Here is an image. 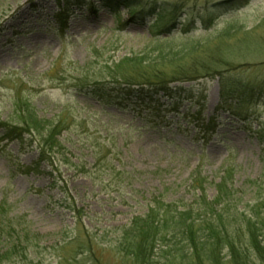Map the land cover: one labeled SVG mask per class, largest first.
Instances as JSON below:
<instances>
[{
	"label": "rangeland",
	"instance_id": "1",
	"mask_svg": "<svg viewBox=\"0 0 264 264\" xmlns=\"http://www.w3.org/2000/svg\"><path fill=\"white\" fill-rule=\"evenodd\" d=\"M155 1H182L178 24L163 30L152 14L133 19L124 7L135 0L113 1L116 10L102 0H0V124L15 123L17 103L50 125L62 123L59 142L46 153L52 164L37 161L40 132L0 142V255L14 252L11 263L139 264L118 247L131 221L155 210V199L197 213L199 194L191 187L204 181L205 201L227 215L244 264H264L251 244L253 230L264 252V99L235 118L217 109V79H205L198 81L206 90L203 108L184 104L180 114L156 115L104 109L74 89L81 67L101 81L116 65L126 69L119 65L126 58L168 61L176 54L183 69L224 58L264 79V0H144L146 13ZM186 110H200L197 123ZM210 119V130L197 127ZM36 161L37 173L28 172ZM227 176L228 197L214 203L215 186ZM162 245L147 264H197L179 251L170 261L159 253ZM220 248L219 264H234ZM206 252L201 264H212Z\"/></svg>",
	"mask_w": 264,
	"mask_h": 264
},
{
	"label": "trees",
	"instance_id": "2",
	"mask_svg": "<svg viewBox=\"0 0 264 264\" xmlns=\"http://www.w3.org/2000/svg\"><path fill=\"white\" fill-rule=\"evenodd\" d=\"M102 1L104 7L113 10L117 9L112 3L118 0ZM135 1L136 6L125 5L126 7H124V9L132 11L133 19H143L152 14L154 23L163 30H168L171 24L177 23L181 13H183L184 5L181 4L182 1L167 5L163 3L162 6H159V3L155 1L154 4L157 8L153 7V12L151 13L145 12L144 0ZM240 1L242 0H236V3ZM227 3L228 1L218 2L217 4L211 3L209 6L216 8L220 4ZM118 4L123 5L126 3ZM209 6L205 8L207 13L212 8ZM178 57V54H176L169 57L168 61L165 59H157V61L155 59L153 62L140 58H126L119 65H128L129 67L126 66V69L120 70V67L116 65V68H114L116 71H111V74L107 73L101 81L89 80L83 72V67H81L78 69L79 72L77 71L78 76L74 78L75 85L73 86L80 94L96 100L104 109L114 107L123 111L130 110L131 112L145 110L156 115L162 112L180 114L179 109L184 104L196 105L199 109L203 108L202 104H204L206 99V90L205 86L198 81L205 79H217L219 89L217 109L230 113L235 118H239L244 113L242 111L243 106H249L264 99V79L256 81L250 78L245 70H237L244 65L233 67L231 62L220 58L217 63H213L217 67L209 63H198L190 69H183L178 65ZM136 62H139V65L142 62H145V64L136 69L137 67L133 66V64L137 65ZM119 71L124 72L119 73ZM243 73L244 77L241 76ZM183 85L190 86L184 88ZM25 104H16L19 109L17 110L18 117L14 124H0V132L2 134L0 142L22 139L23 137L33 139L34 134L40 132V136L45 141H43L44 145L42 146H40L38 141L36 142L39 154L37 161L52 164L55 160L53 157L47 156L46 153L48 148L55 147V143L59 142L57 137L61 135L62 123L50 125V121L38 119L34 109L29 104H26L25 108ZM162 106L163 108L166 106V108L160 109ZM184 113L183 116L192 119L191 121L195 123L198 122L200 110H195L191 115H188L189 111L187 112V110ZM212 122L213 120L210 119L206 124L202 122L197 127H203L205 131H208L210 128L208 129L207 127ZM61 140H64L63 137L60 138V143ZM37 161L26 168L28 172L37 173ZM228 179L229 176L222 177L220 183L215 186L217 194L213 199L214 203L227 199L229 192L227 188L231 186V183L229 184L227 181ZM203 183L192 184L191 187L199 194L197 200L194 201L198 208L197 213L194 214L187 205L181 207L178 205V207L171 202L161 203L155 199L152 201L153 207L156 206L155 210L149 211L150 213H154V211L156 213L149 215L150 213L148 212L149 214L147 213L144 218L132 220L129 228L124 230L122 240L118 243L119 250L122 253L126 252L124 253L126 257L132 256L135 258L139 264H147L157 249V244L163 243L164 245L162 246L166 248V251L161 249L159 253H165V257H171L170 261H173L176 256L174 251H179L184 253V257H190L197 264H201L204 258L202 251L205 250L207 251L205 254L208 255L206 261L212 262V264H219V253L222 249L220 247L224 246L227 249L226 256L230 258L231 263L242 264L243 262L244 264V258L246 257L229 238L226 226L228 224L226 222L227 215L215 212L213 204L205 201V183ZM3 210L5 211L4 207L0 208V215H6V212L2 214ZM9 226L11 225L9 224ZM251 234V244L255 252L260 258L264 259V252L259 247L260 241L256 238L257 235L253 230ZM171 241L173 244L170 246L169 242ZM177 241L181 242L182 247L180 250L176 247L178 245ZM7 252L0 255V264H5L6 262V264H13L11 262H13L14 252H9V250Z\"/></svg>",
	"mask_w": 264,
	"mask_h": 264
}]
</instances>
